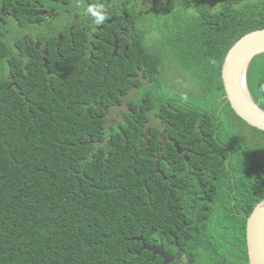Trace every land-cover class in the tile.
<instances>
[{
    "label": "trees",
    "instance_id": "1",
    "mask_svg": "<svg viewBox=\"0 0 264 264\" xmlns=\"http://www.w3.org/2000/svg\"><path fill=\"white\" fill-rule=\"evenodd\" d=\"M168 1H163L169 10L165 26L151 19L161 30L165 59L170 64L171 57L176 56L198 73L206 97L200 101L224 105L222 111L227 114L220 117L219 123L210 124L213 130L217 127V136L222 133L228 138L235 197L244 200L242 208L247 215L264 196V131L246 124L234 113L222 96L220 69L227 49L238 37L264 27V0H175L171 6ZM31 3L0 0V32L8 29L10 35L11 27L7 25L14 21L4 16L1 8L8 14L14 12L15 21L29 24L34 20ZM5 48L3 43L0 66L3 61L13 75L12 60L4 57ZM100 62L95 60L100 76L95 72L92 77L88 71L80 84L76 74H68L65 80L71 82L67 88L56 86L46 96L44 88L34 83L38 80L37 70L31 71L26 85H30V93H36V88L42 100L29 106L17 104L14 93L0 78V264H143L149 258L144 251L136 253L139 244L134 239L138 234L155 232L158 224L156 196H146L142 186L146 182L151 189L155 175L149 176L139 166L144 152L134 158L141 141L132 139L130 146L124 147L122 140H114L106 155L99 151L93 158H85L89 147L81 144L87 132L103 125L93 117L94 109L77 108V88H82L84 97L93 98L95 93L96 99L104 102L108 93L119 99L114 86L121 89V95L130 86L123 70H103ZM73 63L71 60L67 65L82 75L84 71L72 68ZM246 85L254 103L264 110V52L251 59ZM164 95L161 90H149L137 98L157 104L153 107L156 111ZM31 99L34 101V96ZM68 103L72 105L69 108ZM178 127L179 135L187 134L181 124ZM110 130L112 137H140L143 116L133 112L131 119L126 116ZM193 141L188 147L192 151L216 149L202 141L191 146ZM133 158L136 162L130 166ZM241 222L240 238L234 232L236 239L230 243L242 245L246 256L245 217ZM228 249L233 250L231 246ZM240 264H247L246 259Z\"/></svg>",
    "mask_w": 264,
    "mask_h": 264
},
{
    "label": "flooded vegetation",
    "instance_id": "2",
    "mask_svg": "<svg viewBox=\"0 0 264 264\" xmlns=\"http://www.w3.org/2000/svg\"><path fill=\"white\" fill-rule=\"evenodd\" d=\"M158 2L32 0L34 20L29 24L15 21L14 12L8 14L1 8L2 14L14 21L7 25L11 27L10 35L8 29L0 32V50L5 43L7 56L4 57L12 60L13 75L2 61L0 78L5 88L14 93L17 104L29 106L42 100L36 88V93H30V85H26L35 69L38 80L34 83L44 88L45 96L56 86L67 88L71 82L65 80L68 74H76L80 84L88 71L92 77L95 72L100 76L95 60L101 61L103 70L116 73L123 70L130 84L125 94L121 95L119 87L107 84L114 86L119 99L111 98L108 93L102 102L96 99L95 93L93 98H87L82 88H77L76 104L77 108L94 109L93 117L103 125L99 130L87 132L84 141H80L89 147L85 158H93L99 151L106 155L114 140H122L124 147L130 146L132 139L141 141L134 158L144 152L139 166L145 168L149 176L155 175V185L152 183L149 189L147 183L142 182V186L146 196L151 193L156 196L159 206L156 231L134 237L139 244L136 253L144 251L149 255L143 264H240L244 259L248 264L242 245L230 243L236 239L234 232L240 238L245 215L244 200L235 197L232 153L226 145L228 138L222 133L217 136V127L213 130L210 124L211 121L219 123L220 117L227 112L222 111L224 105L219 102L200 101L206 98L204 92L190 98L186 91L177 87L178 83L165 79L166 66L170 64L165 59L161 30L156 28L158 38L149 41L152 29L140 21L141 17L148 16V8L155 7ZM93 12L103 17L101 23H96L97 16ZM71 60H74L71 67L84 71L82 75L69 68L67 64ZM170 88L172 91L168 94ZM149 90L154 93L161 90L166 94L156 111L153 107L157 104H147L137 98ZM133 112L143 116L140 137L128 134L112 137L110 127L126 116L131 119ZM178 124L187 134H178ZM196 131L199 135H194ZM193 139L191 146L195 141H202L216 149L192 151L188 147ZM134 158L130 166L135 164ZM223 212L227 216L225 220ZM142 240L145 247H142ZM229 246L233 250H229Z\"/></svg>",
    "mask_w": 264,
    "mask_h": 264
},
{
    "label": "water",
    "instance_id": "3",
    "mask_svg": "<svg viewBox=\"0 0 264 264\" xmlns=\"http://www.w3.org/2000/svg\"><path fill=\"white\" fill-rule=\"evenodd\" d=\"M261 52H264V27L248 31L232 43L222 60L220 76L224 97L234 113L246 124L264 131V110L254 103L245 82L251 59ZM145 145L146 142L137 154ZM245 247L248 264H264V196L246 215Z\"/></svg>",
    "mask_w": 264,
    "mask_h": 264
},
{
    "label": "rangeland",
    "instance_id": "4",
    "mask_svg": "<svg viewBox=\"0 0 264 264\" xmlns=\"http://www.w3.org/2000/svg\"><path fill=\"white\" fill-rule=\"evenodd\" d=\"M164 0H159L156 3L155 7L150 6L148 8V16H144L140 18V21L144 24H147L150 29H152V35L148 36L149 41L155 40L158 38V33L156 31V24L151 20L156 19L157 22H163V27L165 26V22L168 21L166 15L169 10L166 9ZM169 5H174L175 0H169ZM214 4V2H211ZM161 6V7H160ZM155 8V9H153ZM163 18V21H162ZM164 29V28H161ZM165 75L168 82H176L178 83V88L186 91L187 97L191 98V95L201 96L204 92L203 81L200 80V77L196 71H193V68L188 67V65H183L181 61L176 57L172 56L170 59V65L166 66ZM210 103V102H209ZM121 119L120 121H122ZM255 204V203H254ZM253 207V206H252Z\"/></svg>",
    "mask_w": 264,
    "mask_h": 264
},
{
    "label": "clouds",
    "instance_id": "5",
    "mask_svg": "<svg viewBox=\"0 0 264 264\" xmlns=\"http://www.w3.org/2000/svg\"><path fill=\"white\" fill-rule=\"evenodd\" d=\"M93 15H96L97 16V19H96V23H101L102 22V20H103V17L102 16H99V15H97V13H95V12H93ZM224 58V57H223ZM245 82H246V75H245ZM246 87H247V85H246ZM222 88H223V86H222ZM248 90V89H247ZM249 92V91H248ZM222 96H224V93L222 94ZM249 214V213H248ZM247 214V215H248ZM245 221H246V215H245ZM244 236H245V223H244Z\"/></svg>",
    "mask_w": 264,
    "mask_h": 264
}]
</instances>
